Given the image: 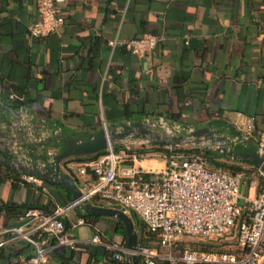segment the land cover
Wrapping results in <instances>:
<instances>
[{
  "label": "crops",
  "instance_id": "obj_1",
  "mask_svg": "<svg viewBox=\"0 0 264 264\" xmlns=\"http://www.w3.org/2000/svg\"><path fill=\"white\" fill-rule=\"evenodd\" d=\"M60 4L66 17L63 29L34 37L29 26L40 18L38 0H0V100L2 96L6 102L0 101V108L20 110L18 116L9 113L13 135L20 138L13 151L29 156L34 149L28 141H48L62 130L95 132L103 120L109 125L130 121L126 107L133 120H163L193 131L210 127L228 139L231 149L249 150L250 145L258 149L253 141L241 140L234 121L241 111L255 116L257 128L264 129V0H64ZM147 33L160 37L152 51L139 56L128 50L127 41ZM5 117L0 113V120ZM3 126L7 128L6 123ZM41 135L44 140H39ZM203 143L217 145L207 139ZM49 144L45 149L57 153V146ZM87 157L73 164L81 169ZM228 159L238 165L244 162ZM83 175L81 179H94L88 170ZM30 183L34 186L15 188L12 181L0 179V264H32L34 247L24 240H10L6 230L19 224V212L46 211L49 196L60 192L39 179ZM259 189L253 191L251 186L245 196L253 198ZM97 201L96 205L117 208L112 202ZM4 204H16L18 210H7ZM78 213L74 210L71 218H79ZM94 217V224L80 225L71 230L72 235L89 240L100 231L110 243L126 247L127 235L117 232L119 219ZM55 250L49 264L114 261L113 250L103 245ZM131 262L135 264L133 258ZM141 263L146 264L143 259Z\"/></svg>",
  "mask_w": 264,
  "mask_h": 264
},
{
  "label": "built area",
  "instance_id": "obj_2",
  "mask_svg": "<svg viewBox=\"0 0 264 264\" xmlns=\"http://www.w3.org/2000/svg\"><path fill=\"white\" fill-rule=\"evenodd\" d=\"M63 1L38 0L40 18L29 26L31 36H48L63 29L66 23L60 6ZM159 41L158 35L147 33L127 41L125 45L132 53L145 56ZM150 124L173 136L193 132L163 120ZM234 125L241 140L248 144L253 141L258 152L264 155V129L257 128L256 117L239 111ZM108 127L109 124L103 120L102 128L107 134ZM39 140H44V136L41 135ZM130 144L132 142H123V148L117 151L115 144L109 143L104 153L94 160L85 161L80 173L86 174L89 169L94 176L92 180L81 179L73 170V163L70 164L68 170L76 175L82 195L66 204L56 203L48 214L28 208L18 216L19 224L6 230L10 240H24L34 247L35 253L30 258L32 264H49L51 253L58 246L76 250L81 244L103 245L113 250L114 262L111 264L124 261L127 247L110 243L100 231H96L89 240L76 239L72 235L71 230L86 224V220L83 217L73 220L71 213L95 197L114 203L128 214L135 212L150 231L157 233L166 252L160 253L157 248L139 244L133 252L146 264H162L163 261L169 264H264V173L258 170L263 184L259 193L250 198L243 196L241 191L244 172L216 168L199 154L183 153L162 154L165 166L155 170L143 166L142 156L136 150L130 152L133 149ZM200 146L207 145L203 143ZM166 147L172 149L173 146ZM214 148L219 149V144ZM16 153L18 159H27L18 151ZM47 153L50 158L54 155L52 151ZM124 159L134 164L121 167ZM140 159V166H137L135 163ZM25 179L38 181L32 176H25ZM65 219L69 220L70 229H67ZM182 236L208 239L231 236L236 250L186 248L176 255L174 247Z\"/></svg>",
  "mask_w": 264,
  "mask_h": 264
},
{
  "label": "water",
  "instance_id": "obj_3",
  "mask_svg": "<svg viewBox=\"0 0 264 264\" xmlns=\"http://www.w3.org/2000/svg\"><path fill=\"white\" fill-rule=\"evenodd\" d=\"M20 114L19 109L7 105L0 108V113L6 117L0 120V164L25 176H32L49 184L62 187L71 193V200H76L82 195L77 179L69 172L70 164L82 160V156H89L100 151H105L108 144H117L121 141L144 142L159 144L163 146L180 145H202L207 139L211 144H219V150L234 160H242L260 172L264 173V155H261L253 146L249 150H234L229 148L228 139L219 136L210 127L198 128L189 134L169 135L158 127H152L144 120L123 121L119 125H109L108 134L105 129L91 133H74L61 131V133L48 141H28V146L34 149L26 158L18 159V153L14 152L12 145L20 141V138L13 135L12 121L9 113ZM7 124V128L3 126ZM28 139L29 136H26ZM56 143L57 153L52 158L48 156L49 143ZM43 150L40 151L42 148ZM212 147V146H210ZM39 149V150H38ZM37 151V152H35ZM20 153V150H18ZM76 157V158H75ZM87 216H112L123 222L127 235L125 264H132L134 251L139 244V235L132 217L122 209L108 206H100L86 201L78 207Z\"/></svg>",
  "mask_w": 264,
  "mask_h": 264
},
{
  "label": "trees",
  "instance_id": "obj_4",
  "mask_svg": "<svg viewBox=\"0 0 264 264\" xmlns=\"http://www.w3.org/2000/svg\"><path fill=\"white\" fill-rule=\"evenodd\" d=\"M52 34H57V33H52ZM0 101L2 103L6 104V102L4 101V97H2V96H1ZM129 112H130L129 109L126 107L124 114L127 117L129 116L128 119L133 120V118L129 115L130 114ZM51 144L53 145V147L56 146L55 143H51ZM48 145H50V144H48ZM114 148H115V150L118 151L121 148H123V145L120 143H117V144H115ZM134 150H136L140 156H143V155H146V154H149L152 152L161 153V154H168V155L176 154V153H183L186 155L187 154H199L211 166L216 167V168H218V167L224 168V169L230 170V171L235 172V173H238V172L246 173L248 171L259 172L255 167H252L250 169H244L243 167L236 164L235 162H231L223 154V152H221L219 149H214V148H211L208 146L192 145V146L188 147V146L180 145V146H173L172 149H170V148H167L166 146H163V145L150 143V145H143L141 147H135L130 152H133ZM102 153H104V151H100L98 153L89 155V157L86 160H88V161L94 160L97 156L101 155ZM88 171L91 172L89 169H88ZM71 172L74 174V172L72 170H71ZM74 176L76 177V175H74ZM0 177H1L0 178L1 181H3V182L8 181V180L12 181V185L15 188L19 187L20 185L34 186L33 183L26 181V179H24L22 175H20L19 173L5 167L4 165L0 166ZM45 183L51 187H54V188H57L58 190H60V192L53 193V194H51V196H49V201H48L49 204L45 206L46 211L39 209L40 211L48 214V213L52 212V210L54 209V206L57 202L59 204L68 203L71 200V193L62 187H58L56 185L49 184L47 182H45ZM55 201H57V202H55ZM92 201L95 204H99L96 197L94 199H92ZM51 206H52V208H51ZM3 208H5L7 210H14V211L18 210V206L16 204H4ZM21 213H23V212H19L17 216H19ZM78 215H80L79 217H83L86 220V223L89 222V223L94 224L96 222L95 219H97V217L85 215L80 210H79ZM131 217L135 223L136 230L139 234V245L145 246L148 248H159L160 247V243H159L160 239H159L157 233L150 231L147 228L145 222L135 212H131ZM65 224H66L67 229H70V222L68 219H65ZM117 232L122 233L123 235H125V238H126L125 226H124L123 222L120 220L118 221ZM155 241L157 242L156 245L152 243ZM68 250H70V249H68ZM195 250H197V249H195ZM211 250L212 249H209L207 246H203L201 251H211ZM70 251H72V250H70ZM112 255H113V253H112ZM141 259L142 258L140 256L135 255L133 257V262L135 264H143V263H141ZM121 264H124V263L122 262ZM162 264H169V263L167 261H163ZM204 264H210V263H204Z\"/></svg>",
  "mask_w": 264,
  "mask_h": 264
},
{
  "label": "rangeland",
  "instance_id": "obj_5",
  "mask_svg": "<svg viewBox=\"0 0 264 264\" xmlns=\"http://www.w3.org/2000/svg\"><path fill=\"white\" fill-rule=\"evenodd\" d=\"M143 145H150V143H141V142H132L130 144L131 147H141ZM193 144H184V146H192ZM76 158V157H75ZM143 166L145 167H151L155 170H160L165 166V159L162 156L161 153H149L142 156ZM140 161L135 163L137 166H140ZM134 162L130 161L129 159H124L120 165L121 167H127L130 165H133ZM239 165L243 167L244 169H250L251 167L245 164L244 162H240ZM73 170L76 174L79 175L80 178H83V174L80 173V166L77 164H72ZM259 172L254 171H248L243 176V186H242V195L245 196L246 191L249 192V189L251 186H253V191L261 188L263 184V180L260 178ZM84 180V179H83ZM46 185V184H45ZM260 190V189H259ZM247 196V195H246ZM234 238L231 236L228 237H218L216 239H208V238H201L198 236H182L177 241L175 247H174V253L176 255H179L183 249L189 248V249H197L202 250L203 246H207L209 249H212V251H235L236 250V244L233 240ZM153 244H157V242H152ZM159 252L164 253L166 252L165 247H159Z\"/></svg>",
  "mask_w": 264,
  "mask_h": 264
}]
</instances>
